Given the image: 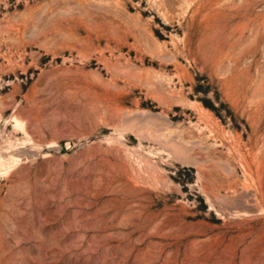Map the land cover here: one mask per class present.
Wrapping results in <instances>:
<instances>
[{
    "label": "rangeland",
    "instance_id": "obj_1",
    "mask_svg": "<svg viewBox=\"0 0 264 264\" xmlns=\"http://www.w3.org/2000/svg\"><path fill=\"white\" fill-rule=\"evenodd\" d=\"M0 264H264V0H0Z\"/></svg>",
    "mask_w": 264,
    "mask_h": 264
}]
</instances>
